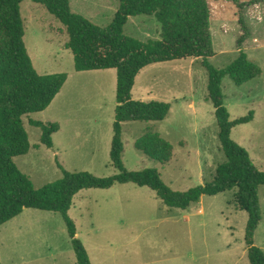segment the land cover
I'll use <instances>...</instances> for the list:
<instances>
[{
    "label": "rangeland",
    "instance_id": "obj_1",
    "mask_svg": "<svg viewBox=\"0 0 264 264\" xmlns=\"http://www.w3.org/2000/svg\"><path fill=\"white\" fill-rule=\"evenodd\" d=\"M208 2L216 52L210 63L227 68L239 57L238 40L245 35L242 50L263 70L261 77L241 87L226 77L223 92L231 121L254 113V120L235 127L231 138L264 171V0ZM70 5L74 13L107 28L120 0H70ZM21 13L24 42L36 71L69 77L48 109L24 117L31 150L15 159L17 166L39 189L64 178L61 166L99 178L117 175L112 143L105 145L108 134L114 135L117 71L77 72L74 54L66 48L69 36L64 25L32 0L23 1ZM161 33L154 16L131 17L125 27L127 36L145 43L159 40ZM208 84L209 74L200 58L155 64L141 72L134 87L135 100L164 102L172 109L163 122L123 124V162L129 171L156 169L179 192L213 180L227 158L215 108L207 100ZM30 121L59 124L53 148L41 143L43 131ZM149 131L171 144L170 162L152 161L136 149L138 138ZM235 195L236 191L203 196L187 210L171 209L148 187L116 184L107 190L79 192L69 216L92 264H250L245 241L249 214L236 206ZM259 200L262 222L255 244L264 251V186L259 188ZM0 264H77L62 215L25 209L1 226Z\"/></svg>",
    "mask_w": 264,
    "mask_h": 264
},
{
    "label": "trees",
    "instance_id": "obj_2",
    "mask_svg": "<svg viewBox=\"0 0 264 264\" xmlns=\"http://www.w3.org/2000/svg\"><path fill=\"white\" fill-rule=\"evenodd\" d=\"M23 1L0 0V227L20 216L25 209L59 213L67 225L77 264H92L69 216L73 199L79 192L107 190L116 184L132 183L152 189L171 209L187 210L200 203L203 196L236 191V206L249 214L245 241L250 264H264V251L255 244V234L262 222L259 188L264 186V171L259 170L249 152L231 138L235 127L254 120V113L231 121L223 92L226 77L241 87L263 74L262 68L241 48L245 35L238 40L239 57L227 68L218 69L209 61L216 52L208 0H120L114 20L107 28L74 13L70 0H32L45 6L66 28L69 36L66 48L74 54L77 72L117 71L111 160L118 174L99 178L89 172H68L60 165L64 178L39 189L15 162L17 157L31 150L24 117L48 109L69 76L40 75L36 71L24 42ZM137 16L156 17L162 26L161 38L145 43L127 36L125 27L131 17ZM240 23L247 34L243 17ZM196 58L203 60L209 74L207 100L215 108L219 139L227 160L218 166L211 182L179 192L169 187L156 169L133 172L125 167L123 124L163 122L171 113V104L133 98L136 79L145 68ZM30 124L43 131L41 143L53 148V135L59 132V124L38 121H30ZM135 147L152 161L168 163L172 159L171 144L151 131L141 136Z\"/></svg>",
    "mask_w": 264,
    "mask_h": 264
},
{
    "label": "crops",
    "instance_id": "obj_3",
    "mask_svg": "<svg viewBox=\"0 0 264 264\" xmlns=\"http://www.w3.org/2000/svg\"><path fill=\"white\" fill-rule=\"evenodd\" d=\"M108 71H109V73H108ZM144 71V70H143ZM142 71V72H143ZM97 72H101V73H103V74H111L110 72H111V70H101V71H97ZM141 74V73H140ZM139 74V75H140ZM97 81V80H96ZM116 86H117V79H116ZM116 89H117V87H116ZM133 98L134 99H136L135 98V96H134V89H133ZM143 100H145L144 98H140V101H143ZM116 107H117V103H116ZM194 107V106H193ZM113 137H114V135L113 136H110L109 134H108V136H107V138H106V143H105V145H108L110 142L112 143V139H113ZM139 139V138H138Z\"/></svg>",
    "mask_w": 264,
    "mask_h": 264
}]
</instances>
